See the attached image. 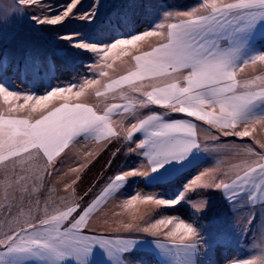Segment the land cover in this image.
I'll use <instances>...</instances> for the list:
<instances>
[{"label":"snow or ice","instance_id":"6c2138e0","mask_svg":"<svg viewBox=\"0 0 264 264\" xmlns=\"http://www.w3.org/2000/svg\"><path fill=\"white\" fill-rule=\"evenodd\" d=\"M10 2L0 8V100L7 105L0 106V264H149L146 250L158 264H216L211 256L222 233L253 229L264 243V218L256 219L264 209V74L240 75L257 64L264 72V0H198L187 10L162 8L148 29L107 42L81 32H51L72 19L94 23L103 6L81 12L82 0ZM149 6L147 0L109 5L122 7L123 21L131 10ZM29 8L34 14H27ZM25 17L32 23L28 34L11 30ZM58 58L78 60L85 73L70 85L50 87L34 103L33 94L6 86L12 63L39 75ZM116 60L123 74L114 69ZM117 92L126 102L108 104L109 94ZM21 97L23 104L17 103ZM199 122L206 126L203 139ZM221 137L233 140L224 144ZM88 141L103 148L115 143L114 157L124 149L141 163L108 177L83 207L84 198L77 202L73 189L59 202L49 196L41 208L45 176H59L77 158L76 146ZM225 152L237 158L227 172L213 166L187 180L201 165L200 153L213 158ZM181 177L184 183L177 184ZM79 179L75 175L65 189ZM132 184L167 187L171 198L141 197L137 189L117 205L121 209L137 202L153 209L187 204L194 209L192 222L169 216L141 225L130 214L128 222L91 228L101 205L126 196ZM205 193H219L232 215L204 221L211 207ZM193 194L199 204L192 203ZM241 208L255 209L242 225ZM243 264H264V255Z\"/></svg>","mask_w":264,"mask_h":264},{"label":"rangeland","instance_id":"374dc122","mask_svg":"<svg viewBox=\"0 0 264 264\" xmlns=\"http://www.w3.org/2000/svg\"><path fill=\"white\" fill-rule=\"evenodd\" d=\"M53 2L64 4L67 2V0H53ZM125 2L126 0H82L81 5L78 6L81 12H85L93 6H103L101 8V15L99 19L94 23H88L85 20L72 19L66 22L64 25L52 29L51 32L53 35L55 33L81 32L107 42L121 35L126 36L128 33L142 32L148 29L153 21L158 19V13L162 8L187 10L192 6L198 4V0H147V3L150 5L149 7L131 10L129 19L127 21H123L120 15L122 7H109V5L113 3L117 5H124ZM9 7H11L10 0H0V8L7 9ZM35 11L36 10L29 8L27 9V14L32 15ZM57 11H59V9H57ZM142 26H144V29L141 28ZM31 27L32 23L25 17L24 19L19 20L16 24H14L11 30L18 31L21 34H28ZM126 59V57L121 58V60ZM121 60H116L113 64V67L114 69H116L117 73L123 74L124 66H122ZM62 68H70L75 71L80 70L81 75L85 73V69L79 65L78 60L73 61L64 58L56 59L53 62L51 68L42 69L39 75H36L32 72H25L23 71L22 65L17 66L16 63H12L8 67L6 73V86L11 85L10 90L21 92L22 94H33V101H30L29 103H34L35 97L45 94L50 89V87L70 85L80 79L79 78L73 80L72 82L67 84H54L55 77ZM16 72H18L22 78L23 76L25 77L26 73L30 74L28 82L32 85L31 90L22 89L21 87L16 85L15 81L12 80V75ZM245 74L262 75L264 74V72L260 70V65L257 64L255 68H253L252 66L245 67L240 75L244 76ZM109 75L112 76L113 79L117 78L116 73H113L112 71H109ZM43 87L46 88L44 91L39 90V88ZM73 91H75V89H73ZM93 101H95V98H93ZM125 102L126 101L119 98V92L115 94H109V97L107 98L108 104H123ZM17 103L23 104V98L21 97L17 101ZM0 106L7 107V105L2 100H0ZM33 115L36 116L37 114L34 113ZM114 119L119 121L120 117H114ZM199 123L201 127L198 131V134L201 139H203V137L206 135V132L204 130L206 126L203 125V122ZM212 134L218 135V130L213 129ZM232 140L233 138L231 137L220 138V142L224 144H227ZM235 142L239 143L240 141L236 140ZM244 142L250 143L251 141L248 138H244ZM117 146V144L113 143L111 145H108L106 148H103L101 144L93 141L85 142L83 147L77 145L74 149V152L77 154V158L68 161L64 166H62V171L59 176L55 174H53L52 176L46 175L48 180H46V183L43 184L45 190L49 191L48 193H50L51 196L56 195L57 197H51L56 201L60 198H64L61 196L68 195L72 192L73 189H75L76 198H79L81 196V193H88V195H85L87 199H89L96 193L97 195H99L101 189L106 186L108 177L113 176V174L119 169L127 170L129 168L135 167L138 163H141L140 161L136 160L134 156L124 155V149H122L121 152L114 157L113 153L115 152ZM256 148L257 151H259L258 145L256 146ZM86 150L92 153L91 157H88L85 154ZM198 159L201 163V165L199 166L200 168L208 164L210 167L220 166L225 172L228 171L230 164L237 162V158L233 154L227 152L216 155L213 158L207 153H200ZM100 160H102L101 163L99 162ZM109 161L112 162L111 166H109ZM38 163L42 165L43 161L41 160ZM81 163H84L86 165V167H84L82 170L79 167ZM70 168L77 169V172H68V169ZM206 168H202L201 170ZM196 170L197 169L190 170V172L186 174L188 181L194 180L195 176L199 174L196 173ZM65 172H68V174L65 175ZM228 174L232 175V173L230 172ZM75 175H79L80 179L77 180L76 184L72 185V188L65 189V183H71V179L74 178ZM184 179V177H181L179 180H177L176 183H184ZM225 179L227 181V177H225ZM159 189L160 191L158 193L165 196V198H171L167 187H160ZM136 190L137 184H132L125 189V191L128 193L126 196L117 197L116 200H113L110 197L105 204L101 205L102 212L96 213L91 217L89 222L90 227L95 230H103L106 227L114 226L115 223L120 220L128 222L131 218L130 214H134L137 217L136 223H139L141 225H145V222L149 223L150 220L155 217L157 218V216H159V209H153L150 204L137 202L132 208L131 212L127 211L128 208L121 209L117 206L123 200L130 199L131 195L136 194ZM139 194L141 195V197H143L144 194L153 193H144L142 191H139ZM204 195L209 196L211 200V207L207 211L208 217L206 219L212 216L220 219L232 215L228 205L225 203L224 199L219 193H205ZM83 200H85V198ZM43 202L41 203V208L43 207ZM192 203H200L198 194L192 195ZM184 205L187 206V204ZM81 206L83 205L81 204ZM190 209L193 212L194 209L191 207ZM254 210L255 209L249 208H241L239 210L238 215L240 217L241 225L244 223V220L247 219L248 212ZM114 213H116L117 215H113ZM260 218H264V209L260 211V214L256 219L259 220ZM105 221H107V223H105ZM164 231H167V229H164ZM217 243L232 247L237 254V258L227 264H243L244 261L253 260L257 257H260L261 255H264V243H262L261 240L254 235L253 229L248 230L244 234H241L239 228L233 231L222 233L218 237ZM213 254L214 248L211 259L215 261ZM142 255L143 258L149 262V264H158V258L151 251L146 250L142 253Z\"/></svg>","mask_w":264,"mask_h":264},{"label":"trees","instance_id":"16d2710c","mask_svg":"<svg viewBox=\"0 0 264 264\" xmlns=\"http://www.w3.org/2000/svg\"><path fill=\"white\" fill-rule=\"evenodd\" d=\"M141 28L144 29V26H142ZM29 76L30 74L26 73L25 77L23 76L22 78L21 75L16 72L12 75V80L15 81L16 85L21 87L22 89L31 90L32 85L28 82ZM80 77V70L75 71L70 68H62L55 77L54 84H67L72 82L73 80L79 79ZM45 89V87L39 88V90L42 91H44ZM101 161L102 160H100L99 162L101 163ZM159 188H146L144 184L137 185V189L144 193H158L160 191ZM158 214L164 216H179L187 223L192 222V212L186 205H177L174 209H159ZM207 217L208 215L204 217V221ZM213 257L216 261V264H227L230 261L236 259L237 254L232 247L217 243L214 246Z\"/></svg>","mask_w":264,"mask_h":264},{"label":"crops","instance_id":"0c3cea01","mask_svg":"<svg viewBox=\"0 0 264 264\" xmlns=\"http://www.w3.org/2000/svg\"><path fill=\"white\" fill-rule=\"evenodd\" d=\"M206 167H210V166H209L208 164H206V166H202L201 168L199 167V168H197L196 173H199V172L201 171L202 168H206ZM46 180H48V179H47V177L45 176L44 181H43V184L46 183ZM48 192H49V191L45 190V188L43 187V189H42V194H41V196H40L41 203L47 199V196H48V198H49V196H50V197H54V196H56V195H54V196L52 195V196H51V194L48 193ZM56 194H57V193H56ZM80 195H81L80 197L85 198V200H83V202H82V205L85 206V205H86L87 203H89L91 200L95 199V197L97 196V193L94 194V195H92L89 199L86 198L85 193H81ZM56 197H57V196H56ZM61 197L67 198L68 195H63V196H61ZM80 197H79V198H80ZM79 198H76V199H79ZM163 198H165V196H163ZM167 198H169V197H167ZM51 200H52V201H56L55 199H52V198H51ZM57 201H59V199H58ZM77 201H80V200H77ZM83 206H82V207H83ZM188 206H189V205H187V207H188ZM189 209H190V206H189ZM190 210H191V209H190ZM127 211H128V212H131V211H132V208H130V209L128 208ZM191 212H192V211H191ZM165 217H169V216L159 215V216H157V218L155 217L156 219H155V218L151 219L149 223H151V222L154 223L157 219H162V218H165ZM172 217H179V216H172ZM212 217H214V216H212ZM179 218H180V217H179ZM206 220H207V219H206ZM206 220H205V221H206ZM186 223H187V222H186ZM168 227L171 228L172 225H168Z\"/></svg>","mask_w":264,"mask_h":264}]
</instances>
